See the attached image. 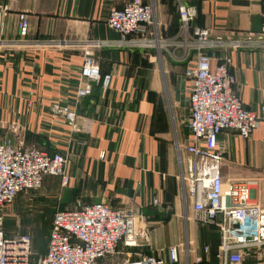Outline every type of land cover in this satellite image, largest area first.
Returning a JSON list of instances; mask_svg holds the SVG:
<instances>
[{
    "label": "crops",
    "instance_id": "0c3cea01",
    "mask_svg": "<svg viewBox=\"0 0 264 264\" xmlns=\"http://www.w3.org/2000/svg\"><path fill=\"white\" fill-rule=\"evenodd\" d=\"M126 1L0 0L5 6L0 10V141L66 154V185L59 178L45 177L42 183L44 190L55 188V209H71L78 201L128 208L138 225L148 228L143 251L159 253L186 240L195 243L199 226L191 210L182 208L176 181L177 144L180 157H188L189 81L183 74L188 61L117 43L120 36L107 25V16ZM141 1L153 3L165 37L177 31L179 3L194 6V23L212 35L235 38L264 30L258 1ZM19 13L29 22L22 42ZM175 53L179 57L182 51ZM84 54L109 81L106 88L101 80L94 83L90 96L77 98L76 90L87 83L79 74ZM224 55L231 61L233 91L259 115L260 124L247 139L233 131L219 136L222 182H245L250 202L264 204V49L218 50L217 62ZM56 102L91 118L90 132L70 133L67 124L53 119Z\"/></svg>",
    "mask_w": 264,
    "mask_h": 264
},
{
    "label": "built area",
    "instance_id": "2783aa9c",
    "mask_svg": "<svg viewBox=\"0 0 264 264\" xmlns=\"http://www.w3.org/2000/svg\"><path fill=\"white\" fill-rule=\"evenodd\" d=\"M250 1H258L264 13V0ZM4 9L0 4V10ZM177 15L176 33L165 37L160 34L153 3L127 0L122 7L109 11L107 25L119 34V44L164 51L174 60L188 61L183 73L189 81L186 160L180 157L177 144L176 181L181 206L191 210L195 223L217 234L219 264H264V204L250 202L245 182H222L223 151L218 147L219 136L226 131L247 139L259 126L260 117L246 109L233 91L235 78L230 72V58L224 55L221 62L216 60L218 50L264 49V30L224 38L194 23V6L179 3ZM17 19L18 40L22 42L29 22L24 13H19ZM177 49L182 51L179 57ZM79 74L87 83L76 90L77 98L90 96L92 85L100 80L102 88L108 85L109 76H100L89 54L83 55ZM50 114L67 124L70 133L90 132L91 118L66 105L52 104ZM66 164L67 156L62 152L46 153L0 141V264H26L30 251L29 236L5 234L2 210L19 195L40 189L47 176L59 178L60 185L65 186ZM147 233L148 228L139 226L137 215L128 208H113L101 201H78L71 209L54 210L45 253L36 264H101L116 254L124 257L108 264L200 263L195 243L188 240L163 252H144ZM200 249L204 255L209 253L206 244Z\"/></svg>",
    "mask_w": 264,
    "mask_h": 264
},
{
    "label": "rangeland",
    "instance_id": "374dc122",
    "mask_svg": "<svg viewBox=\"0 0 264 264\" xmlns=\"http://www.w3.org/2000/svg\"><path fill=\"white\" fill-rule=\"evenodd\" d=\"M49 180H57L55 177H46ZM44 185L35 191H29L21 194L10 205L6 206L1 214L4 218V231L8 235H27L31 238L29 256L26 264H35L36 260L42 257L45 250L46 234L49 228L51 216L55 210V188L44 190ZM46 191V192H44ZM209 230V229H208ZM210 231V230H209ZM207 233V229L196 226V242L197 255L203 258L201 251L202 242ZM211 239L217 237L209 233ZM208 245V244H207ZM206 254V261L211 262L212 255ZM123 254H116L113 257H107L103 263H117L123 258ZM216 264H219L217 255H214Z\"/></svg>",
    "mask_w": 264,
    "mask_h": 264
},
{
    "label": "trees",
    "instance_id": "16d2710c",
    "mask_svg": "<svg viewBox=\"0 0 264 264\" xmlns=\"http://www.w3.org/2000/svg\"><path fill=\"white\" fill-rule=\"evenodd\" d=\"M177 29H178V25H177V27H176ZM21 195H19L18 197H20ZM18 197H16V198H18ZM15 198V199H16ZM200 226V225H199ZM201 227H203V226H201ZM204 228H206L207 229V233H205V237H204V239L203 240H206V242L207 243H205V242H202V245H207L208 244V246H209V256L210 255H212V260H211V262H208V261H206V256L203 254V258H201V261H200V263L199 264H216V261L214 260V255L216 254V249H217V245H218V237H217V234L213 231V229L212 228H208V227H204ZM49 229V228H48ZM210 231H209V230ZM5 232V231H4ZM47 233H48V231H47ZM209 233H211L212 235H215L216 237H217V239H215V240H209V239H211L210 238V236H209ZM5 234L6 235H8L6 232H5ZM9 236V235H8ZM30 238V237H29ZM46 238H47V234H46ZM30 241H31V238H30ZM45 243H46V240H45ZM201 245V246H202ZM45 253V250H44V252H43V254ZM43 254H42V256H43ZM41 258V257H40ZM38 260V259H37ZM36 260V261H37ZM36 264V263H35Z\"/></svg>",
    "mask_w": 264,
    "mask_h": 264
}]
</instances>
